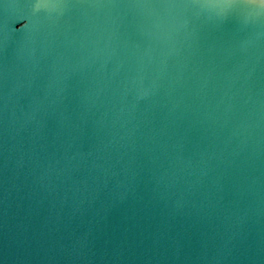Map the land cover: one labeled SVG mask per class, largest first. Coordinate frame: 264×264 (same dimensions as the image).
Wrapping results in <instances>:
<instances>
[{
  "label": "water",
  "instance_id": "95a60500",
  "mask_svg": "<svg viewBox=\"0 0 264 264\" xmlns=\"http://www.w3.org/2000/svg\"><path fill=\"white\" fill-rule=\"evenodd\" d=\"M0 0V264H264V5Z\"/></svg>",
  "mask_w": 264,
  "mask_h": 264
},
{
  "label": "snow or ice",
  "instance_id": "6c2138e0",
  "mask_svg": "<svg viewBox=\"0 0 264 264\" xmlns=\"http://www.w3.org/2000/svg\"><path fill=\"white\" fill-rule=\"evenodd\" d=\"M254 0H212V6L219 7L223 11L221 15H226L227 10H230L240 4H253ZM260 5H264V0H258ZM184 5L189 6H202L201 0H189V2L184 3Z\"/></svg>",
  "mask_w": 264,
  "mask_h": 264
}]
</instances>
